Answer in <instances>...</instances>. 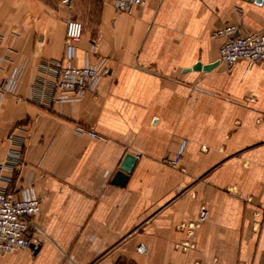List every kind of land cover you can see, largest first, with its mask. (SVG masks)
I'll list each match as a JSON object with an SVG mask.
<instances>
[{
  "label": "crops",
  "instance_id": "obj_1",
  "mask_svg": "<svg viewBox=\"0 0 264 264\" xmlns=\"http://www.w3.org/2000/svg\"><path fill=\"white\" fill-rule=\"evenodd\" d=\"M69 19L84 26L76 64L104 59L108 74L96 94L50 104L35 86L56 80ZM226 24L264 32V0H146L130 13L0 0V162L13 133L27 138L0 186L41 200L38 250L0 264H264V65L220 63ZM126 154L136 161L116 185Z\"/></svg>",
  "mask_w": 264,
  "mask_h": 264
},
{
  "label": "built area",
  "instance_id": "obj_2",
  "mask_svg": "<svg viewBox=\"0 0 264 264\" xmlns=\"http://www.w3.org/2000/svg\"><path fill=\"white\" fill-rule=\"evenodd\" d=\"M111 4L116 12L130 13L135 8L143 6L146 0H104ZM84 32L83 24L76 19L66 22L65 54L62 60L52 61L56 68V80L46 91L43 86L36 85L35 91L48 98V102H77L88 93H97L100 79L108 74V66L104 59L95 64L79 66L76 64V45ZM216 36L225 37L226 40L220 48V63L232 66L241 60L250 64L264 65V32L245 31L238 24H226L220 28ZM11 89V84L6 90ZM46 92L47 96L44 94ZM76 132L100 137L92 129L76 126ZM10 148L2 162L0 172L3 170L18 171L24 163V150L27 144L25 136L13 133L9 138ZM181 159L179 152L172 158L166 159L169 166H177ZM41 210V200L35 196H19L14 190L0 186V254H9L16 250L27 249L36 244L37 239L31 235L34 230L32 216ZM209 211L201 207L196 223L192 229L207 220ZM194 231L190 232L193 237ZM188 243L187 246H192ZM144 251L141 245L138 249Z\"/></svg>",
  "mask_w": 264,
  "mask_h": 264
},
{
  "label": "water",
  "instance_id": "obj_3",
  "mask_svg": "<svg viewBox=\"0 0 264 264\" xmlns=\"http://www.w3.org/2000/svg\"><path fill=\"white\" fill-rule=\"evenodd\" d=\"M260 1V0H257ZM218 65V63H214V64H209V65H203L201 62H198L197 64H195V66L193 67V69L195 70H211L212 68L216 67ZM136 161V156L132 155V154H126L120 169L117 171L113 183L116 185H123L125 183V181L128 178V174L132 171L134 162ZM38 247L35 248L34 244H31V248H33L35 251L38 250Z\"/></svg>",
  "mask_w": 264,
  "mask_h": 264
}]
</instances>
